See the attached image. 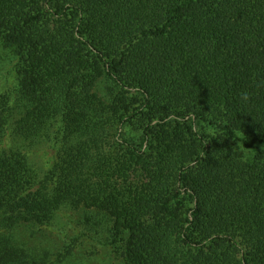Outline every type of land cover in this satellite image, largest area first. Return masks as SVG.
Listing matches in <instances>:
<instances>
[{
	"label": "trees",
	"instance_id": "1",
	"mask_svg": "<svg viewBox=\"0 0 264 264\" xmlns=\"http://www.w3.org/2000/svg\"><path fill=\"white\" fill-rule=\"evenodd\" d=\"M6 56L0 264L62 209L121 264H264V0H0Z\"/></svg>",
	"mask_w": 264,
	"mask_h": 264
},
{
	"label": "rangeland",
	"instance_id": "2",
	"mask_svg": "<svg viewBox=\"0 0 264 264\" xmlns=\"http://www.w3.org/2000/svg\"><path fill=\"white\" fill-rule=\"evenodd\" d=\"M6 59H9L8 56L0 62V94L12 78ZM52 151L50 146L34 149L31 159L39 168L46 170L54 158ZM23 231L14 234L16 243L30 250L29 253L37 252L45 256L44 261L36 264H121L103 229L88 225L79 212L60 210L51 227L39 231L35 236Z\"/></svg>",
	"mask_w": 264,
	"mask_h": 264
},
{
	"label": "clouds",
	"instance_id": "3",
	"mask_svg": "<svg viewBox=\"0 0 264 264\" xmlns=\"http://www.w3.org/2000/svg\"><path fill=\"white\" fill-rule=\"evenodd\" d=\"M246 98V97H245Z\"/></svg>",
	"mask_w": 264,
	"mask_h": 264
}]
</instances>
